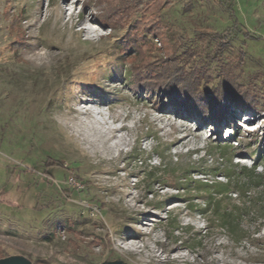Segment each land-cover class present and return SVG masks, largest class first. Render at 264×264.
<instances>
[{
	"label": "rangeland",
	"instance_id": "obj_1",
	"mask_svg": "<svg viewBox=\"0 0 264 264\" xmlns=\"http://www.w3.org/2000/svg\"><path fill=\"white\" fill-rule=\"evenodd\" d=\"M153 1L142 0L136 22L116 14L114 26L106 0H0L1 258L264 264V0H163L162 20L148 9ZM17 16L24 43L15 46L9 22ZM158 24L183 48L205 44L197 31L226 30L229 45L220 62L209 60L201 88L217 84L225 68L259 105L239 101L229 120L205 122L159 109L130 75L164 58L166 33L151 34ZM48 157L60 165L44 167ZM255 159L257 175L247 171ZM184 168L204 171L194 177L208 182L233 170L232 182L246 191L231 190L222 204L242 208L240 240L199 212L205 192L175 189L174 170Z\"/></svg>",
	"mask_w": 264,
	"mask_h": 264
},
{
	"label": "trees",
	"instance_id": "obj_2",
	"mask_svg": "<svg viewBox=\"0 0 264 264\" xmlns=\"http://www.w3.org/2000/svg\"><path fill=\"white\" fill-rule=\"evenodd\" d=\"M105 1V0H104ZM108 2V8L110 13L113 14L108 20L110 25H116L117 19H113L114 16L120 15L119 18L130 16L134 22L138 21L140 18V8L139 5L142 4V0H106ZM163 0H154L152 5H148L149 10H161L164 6ZM147 5V3H146ZM231 11L230 5L228 6ZM122 14H124L122 16ZM122 16V17H121ZM159 20H162L161 13H158ZM21 16H17L14 20L10 19V30L14 27L16 32L13 43L15 46L24 43V37L20 33L19 23ZM236 23V22H234ZM158 24L153 28L156 30H151V34H165L167 35V29L162 28ZM147 29V28H146ZM162 30V32H157ZM165 31V32H164ZM244 37L253 38L252 34L248 30H240ZM150 34V35H151ZM163 34V35H164ZM167 37L164 35L163 46L167 47L165 50V56L158 63L154 64H141L139 66H134L131 70L133 76L132 87L141 90L144 93H148L150 97L153 95L157 96V100L153 103L156 104L159 109H171L174 112L181 114H186L187 116H198L202 121H214L220 119L221 121L229 120L230 118L226 116L230 105H234L242 102L247 107L253 108L259 105L258 99L251 92V87L242 86L232 78L225 68H221L220 73H224L218 79V83L212 85L211 88H201L202 82L206 79L210 80V75L208 74L207 65L209 60H216L220 62V53L229 45V36L226 34V30L222 32L218 31H197L196 37L200 41H206L202 44L200 48L196 47H186L183 48L182 41H171V32L168 33ZM173 37V36H172ZM125 45L128 41L124 42ZM175 43H180V45H174ZM207 43L212 44L211 49L207 48ZM13 48V46H12ZM16 48L14 49V51ZM244 52L239 49L236 58L238 61H242ZM197 61V62H194ZM197 63L199 65L192 66L189 63ZM241 87V88H240ZM237 93V94H233ZM160 97H165L167 100L164 101ZM237 131L234 129V135L231 138L236 137ZM222 154H226L225 149L220 148ZM258 153V154H257ZM259 156V152L252 153ZM230 162V159H229ZM60 164L54 162L51 157H48L44 161V167L46 168L59 166ZM257 159H255L250 170L245 167L241 168V171H250L251 174L257 175L255 172L257 166ZM165 168V165H163ZM164 168L162 171H164ZM181 172V174L176 178L178 183L175 186L176 190L186 189L188 191L195 192H205L206 197L203 201V208L199 209L201 214H209L212 216L211 221L215 222L218 227L225 230L231 239L240 240L243 235H241L240 218L242 216V208L236 206L235 208L227 209L225 205L222 204L223 199H229L227 194L231 190H236L239 196L244 195L245 187L232 182L233 170L229 168L225 170L221 175L224 177L225 181H214L208 182L202 180L201 178H195L194 175L205 174L204 171L190 170V169H179L174 170ZM215 171V170H214ZM211 171L215 175V172ZM157 174L155 171H150L147 174V178L152 180ZM218 197V198H217ZM192 206V205H191ZM190 206V207H191ZM1 258V257H0Z\"/></svg>",
	"mask_w": 264,
	"mask_h": 264
},
{
	"label": "water",
	"instance_id": "obj_3",
	"mask_svg": "<svg viewBox=\"0 0 264 264\" xmlns=\"http://www.w3.org/2000/svg\"><path fill=\"white\" fill-rule=\"evenodd\" d=\"M116 262H108L106 264H114ZM0 264H30L29 262H27L26 260H24L23 258H10V259H6V258H0ZM120 264V263H117Z\"/></svg>",
	"mask_w": 264,
	"mask_h": 264
},
{
	"label": "bare ground",
	"instance_id": "obj_4",
	"mask_svg": "<svg viewBox=\"0 0 264 264\" xmlns=\"http://www.w3.org/2000/svg\"><path fill=\"white\" fill-rule=\"evenodd\" d=\"M88 101H90V100H88ZM83 103H86V102H83ZM234 112H237V113H239L240 115L238 116V115H236V118H241V117H243V115H241L242 114V111H234ZM244 118V117H243ZM250 120L249 118H246L245 117V120ZM130 199H132V200H138V196H136V195H131V198ZM129 200V199H128Z\"/></svg>",
	"mask_w": 264,
	"mask_h": 264
}]
</instances>
